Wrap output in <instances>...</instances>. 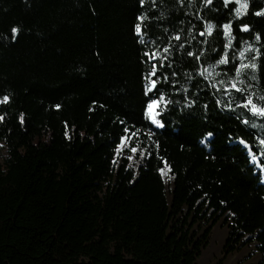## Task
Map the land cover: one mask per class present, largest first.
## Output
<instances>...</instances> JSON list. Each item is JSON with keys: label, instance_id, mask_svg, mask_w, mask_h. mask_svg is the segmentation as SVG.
Segmentation results:
<instances>
[{"label": "trees", "instance_id": "16d2710c", "mask_svg": "<svg viewBox=\"0 0 264 264\" xmlns=\"http://www.w3.org/2000/svg\"><path fill=\"white\" fill-rule=\"evenodd\" d=\"M247 3L0 0V264H198L221 220L223 259L255 244L264 264V117L242 106H264V0Z\"/></svg>", "mask_w": 264, "mask_h": 264}, {"label": "snow or ice", "instance_id": "6c2138e0", "mask_svg": "<svg viewBox=\"0 0 264 264\" xmlns=\"http://www.w3.org/2000/svg\"><path fill=\"white\" fill-rule=\"evenodd\" d=\"M141 2H143V0H141ZM206 2L208 4H211L212 0H206ZM230 2H232V0H224V5L227 7V5ZM235 3L239 5V7L235 8L236 16L239 17L242 14V9L246 12V10L248 8V3H247V0H235ZM256 15H264V10L258 11L256 13ZM139 19L143 20L144 17H140ZM206 28L208 29V34H211V32L215 28V25L209 23V24L206 25ZM222 28L224 30V35L228 38V46H230L231 45V41L234 39V37L231 35V32H232L231 22L222 25ZM248 29H249L248 25H241V30L248 31ZM13 31L15 32L17 30L13 29ZM136 31L138 33L141 32V25L140 24L136 25ZM201 34L203 35V33H201ZM176 39H179V36H177ZM256 39L257 40L260 39L258 34L256 36ZM165 51H167V49H165ZM145 55L148 56L150 59H154L155 58V53H145ZM189 55H195V54L194 53H189ZM241 55H243V54H241ZM197 59H199V57H197ZM216 63L219 64V65L228 64L229 63V59H228L227 53H225L224 56L221 59H219ZM257 67H258V65L255 64V63L249 64V65L241 64L239 66V68H237V70H236L237 71V76H239L241 74V70L242 69L251 68L253 70H256ZM207 71H208V69H204L201 72V75H204L205 72H207ZM155 75H156V66L153 65L152 71L148 74V76L145 77L146 80H150V85H146V89L148 91H151V90L156 88L157 81L154 80V79H151V77H153ZM253 79H255L254 76H253ZM221 83H223V82H221ZM241 83H242V81H241ZM232 87L235 88L236 91H238V92H243L244 91L243 88L237 87L235 82L232 84ZM8 99H9L8 97H4L2 100H0V103L6 102ZM261 99H264V97H261ZM162 101H163V97L161 96V97H158L157 99L151 100L150 103L147 106V111H148L149 118L152 119L154 123H157L161 127L163 126V124L158 119V117L162 113L160 111H156L155 109H160L161 108ZM242 106L245 107V108H248L252 112L253 115L264 117V106H260V105H257L256 103H254L253 98L251 96H248L246 98V101L244 102V104ZM164 107H166V102L164 103ZM0 119H2V117H0ZM245 123H247V121H245ZM207 135L211 136L212 133L209 132ZM240 142L242 144H245V146L251 152V146L248 145L245 140L241 139ZM260 144L264 145V140H260ZM136 150H137L136 148H132L131 149V151H133V152H135ZM261 155H264V152H262ZM252 158H253L254 161L257 160V157H256V155L254 153L252 154ZM161 171H163V170H161Z\"/></svg>", "mask_w": 264, "mask_h": 264}, {"label": "rangeland", "instance_id": "374dc122", "mask_svg": "<svg viewBox=\"0 0 264 264\" xmlns=\"http://www.w3.org/2000/svg\"><path fill=\"white\" fill-rule=\"evenodd\" d=\"M153 91V90H151ZM158 111L159 109H155ZM148 115V111H147ZM149 118V115H148ZM150 119V118H149ZM150 121L157 127H160L157 123H154L152 119ZM129 145V140L124 139L116 153V160L120 164L121 160L126 157L125 150ZM7 150L4 144H0V165H2L6 159ZM253 163L258 167L263 176L264 183V166L261 165L259 158L253 160ZM163 179L165 183L170 187L173 178L171 177L168 170L162 172ZM228 239V228L223 226V220L219 221L213 228L209 245L202 250L201 256L198 260V264H260L262 261V256L257 253L256 245H250L243 250L236 252L235 254L229 256L227 259L224 258V246Z\"/></svg>", "mask_w": 264, "mask_h": 264}]
</instances>
